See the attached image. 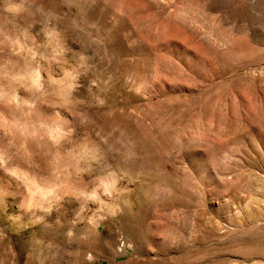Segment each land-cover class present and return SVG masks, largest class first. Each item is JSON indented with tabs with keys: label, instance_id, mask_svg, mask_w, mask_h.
Segmentation results:
<instances>
[{
	"label": "rangeland",
	"instance_id": "1",
	"mask_svg": "<svg viewBox=\"0 0 264 264\" xmlns=\"http://www.w3.org/2000/svg\"><path fill=\"white\" fill-rule=\"evenodd\" d=\"M0 264H264V0H0Z\"/></svg>",
	"mask_w": 264,
	"mask_h": 264
},
{
	"label": "bare ground",
	"instance_id": "2",
	"mask_svg": "<svg viewBox=\"0 0 264 264\" xmlns=\"http://www.w3.org/2000/svg\"><path fill=\"white\" fill-rule=\"evenodd\" d=\"M22 121V120H21ZM23 122V124H25L26 123V121L24 122V121H22ZM39 121H38V119H37V117L35 116V115H32L31 116V125H28L29 127H34V126H36L37 125V123H38ZM45 123V122H44Z\"/></svg>",
	"mask_w": 264,
	"mask_h": 264
}]
</instances>
